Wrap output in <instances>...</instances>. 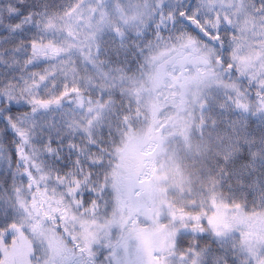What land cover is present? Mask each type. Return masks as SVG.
<instances>
[{"label": "snow or ice", "instance_id": "snow-or-ice-1", "mask_svg": "<svg viewBox=\"0 0 264 264\" xmlns=\"http://www.w3.org/2000/svg\"><path fill=\"white\" fill-rule=\"evenodd\" d=\"M0 264H264V0H0Z\"/></svg>", "mask_w": 264, "mask_h": 264}]
</instances>
